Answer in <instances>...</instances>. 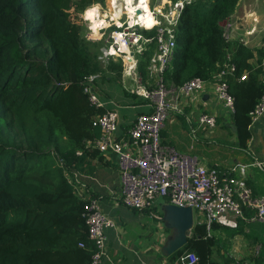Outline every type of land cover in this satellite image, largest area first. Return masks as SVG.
Wrapping results in <instances>:
<instances>
[{
    "label": "trees",
    "instance_id": "16d2710c",
    "mask_svg": "<svg viewBox=\"0 0 264 264\" xmlns=\"http://www.w3.org/2000/svg\"><path fill=\"white\" fill-rule=\"evenodd\" d=\"M240 1L194 0L186 5L163 78L175 86L193 78L208 80L231 50L237 67L228 81L235 99L231 129L238 148L245 150L252 138L249 114L264 93V47L225 43L221 24ZM104 2L0 0V264H90L95 253L82 217L87 203L68 178L90 168L88 160L100 153L87 142L99 138L93 121L106 110L91 104L83 82L97 73L104 80H122V62L111 60L103 68L101 45L84 38L81 15ZM154 50L153 44L139 63L145 81ZM245 73L247 80L239 81ZM244 213L254 215L246 207ZM243 222L238 220L231 238L241 233L251 238ZM205 236V226L195 224L188 243L168 260L174 263L182 254L194 253L198 264H264L263 255L249 263L223 256L220 240ZM257 242L262 249V241L254 238Z\"/></svg>",
    "mask_w": 264,
    "mask_h": 264
},
{
    "label": "built area",
    "instance_id": "2783aa9c",
    "mask_svg": "<svg viewBox=\"0 0 264 264\" xmlns=\"http://www.w3.org/2000/svg\"><path fill=\"white\" fill-rule=\"evenodd\" d=\"M128 1L105 0L88 7L81 15L86 28L84 38L101 45L98 61L103 68L111 60L122 62V77L133 78L137 84L133 93L147 101L151 112L139 115L128 133L121 137L117 135V111L107 110L93 121V126L98 127L101 134L98 139L88 141L87 147L116 156L121 200L132 211L158 210L161 200L176 207L191 208L193 216L194 212L199 216L194 219V225L206 228L205 239L212 237L214 225L225 216L249 223H264V197H255L246 182L249 168L264 171V162L236 165L221 173L217 167L203 164L198 156L181 153L162 142V132L169 118L175 113L184 114L186 108H190L195 98L201 95H211L216 104L232 117L235 99L229 92L228 81L235 76L237 67L231 50H227L224 61L210 79L193 78L182 86L167 85L163 74L175 53L177 27L186 5L194 0H148L144 4L148 5L155 18L152 27H147L141 20V15L146 13L139 7L141 0H132L133 11L128 8ZM230 18L221 24L225 43L232 45L239 42L249 47L246 37L255 34L257 18L253 14L244 19ZM153 30V36L144 34ZM153 44L155 50L149 60V74L145 81L138 67L144 53ZM102 75H91L82 84L84 94L97 108H104L96 87ZM247 76L248 73H245L239 81L247 80ZM249 116L251 126L264 117V93ZM186 119L192 124L193 133L200 126L210 129L217 126L216 112L202 113L198 122H194L189 115ZM78 195L87 203L82 217L89 239L95 245L90 264H102L104 260H109L107 231L115 229L116 223L101 209L96 199L83 197L79 192ZM244 207L254 212L251 218L245 216ZM80 247L84 244L81 243ZM260 248L257 250L260 251ZM198 261L194 253H184L178 257L176 264H198Z\"/></svg>",
    "mask_w": 264,
    "mask_h": 264
},
{
    "label": "crops",
    "instance_id": "0c3cea01",
    "mask_svg": "<svg viewBox=\"0 0 264 264\" xmlns=\"http://www.w3.org/2000/svg\"><path fill=\"white\" fill-rule=\"evenodd\" d=\"M243 1L239 2L235 12H238V7L241 4L245 6ZM240 9L243 19L253 14L257 18V25L260 23V16L256 10L252 11L253 9L248 10L247 8L244 11L243 8ZM263 43L261 42L257 48L262 47ZM100 80L99 97L104 102V109L117 111L119 115L117 135L124 137L137 117L143 113L151 112V109L146 100L133 93V87H126L124 84L126 78L122 79L123 82L122 80L120 82L114 81L110 78ZM214 112L217 114V126L215 128L200 126L196 133L192 132L193 126L187 121V115L194 122H198L197 120L202 113ZM226 115L228 114L216 104L211 95L210 97L205 95L196 97L191 107L186 108L184 114L175 113L169 118L162 132V142L173 146L181 153L196 155L206 166L217 167L223 171L236 165H252L256 161L264 162V117L251 126L252 138L248 142V147L243 150L238 148L237 138L233 130L232 133L223 130V123L231 128V124L225 119ZM88 161L91 165L90 168H86L84 171H73L68 179L74 184L77 193L79 192L83 197L89 199H96L101 209L116 223L115 229L107 231L109 260H104L102 264H176L178 258L172 263L164 254L158 253V249L150 248L152 244H148L144 249L125 244L121 236L124 225L121 224L117 216L120 208H125L131 215L143 214V218L149 217L160 222L155 228L157 232L158 227L163 223L159 215L163 214L161 205L165 204V201H159L161 208L159 207L158 210L139 212L126 208L121 200V180L116 156L99 153ZM104 162H109V165L104 166ZM236 176L238 177V175ZM246 182L255 197H264V171L256 167L249 168ZM238 220L234 217L225 216L216 224L215 231L219 230L224 236L232 230H237ZM243 223V229H246L244 232L251 238H247L244 233L232 238L233 244L236 240L238 246L233 250L236 255H231V258L237 262L243 260L242 262L249 263L250 260L260 255L264 256V223L245 221ZM254 238L262 241L263 245L260 251L257 249L261 247V244L259 242L254 243ZM243 240L248 241V245L251 247L255 245V250L259 253L256 251L254 255L244 253L247 249L245 242L243 246L239 244ZM221 254L223 255L224 252ZM250 256L254 258L250 259ZM214 258L218 259V256L216 255Z\"/></svg>",
    "mask_w": 264,
    "mask_h": 264
},
{
    "label": "rangeland",
    "instance_id": "374dc122",
    "mask_svg": "<svg viewBox=\"0 0 264 264\" xmlns=\"http://www.w3.org/2000/svg\"><path fill=\"white\" fill-rule=\"evenodd\" d=\"M245 6L242 4L240 7H238V12H235L230 20H235V19H242L243 15L240 10V8H243L244 11L249 9H253L252 11H257L259 14V20L260 23L257 25V30L253 36L246 37L247 41L249 42V47L251 48H257L258 45L261 42H264V0H244ZM243 6V7H242ZM244 34V32L242 33ZM28 47H31V45H28ZM41 58H36V60H40ZM104 76L102 75V78ZM101 78V79H102ZM122 79H124L122 77ZM116 81V80H114ZM121 81V80H120ZM118 81V82H120ZM123 82V80H122ZM121 82V84H122ZM101 83V80H98L96 82V87L100 88L99 85ZM126 87L132 88V90L136 89V82L133 80V78L126 77L125 83ZM100 90V89H99ZM100 93V91H99ZM225 119L229 121L231 124V116L226 115ZM223 122V121H221ZM223 130L228 131L232 133V129L229 128L225 123H223ZM163 211V208H162ZM121 224H123L122 228V239L125 244H130V246H134L137 248H146L148 244L150 245V248L153 247L155 249H158V253H164L163 249L168 240L173 236V230L167 229L165 223L163 222L162 225H160L157 229V232L155 231V228L157 225H159V221L153 220L152 218H143V214L136 215V214H128V211L125 208H120L118 214H117ZM163 214L159 215V218H162ZM199 216L196 212H194V219H198ZM163 221V220H162ZM246 231V229H243ZM191 235V232H190ZM213 235L217 237L220 240V248H221V253L224 252V256L230 257L231 255H236V252L233 250L236 249L238 246V243H236V240H234V244L231 241V236L230 233H226L224 236L221 235L219 230L215 231L213 230ZM156 241V243H154ZM245 240L241 241L239 244L244 245ZM233 244V245H232ZM245 247L247 249L244 251V253H250L251 255H254V252L256 251V246L254 245L253 247L248 245V241L245 242ZM214 253V257H215ZM254 258L250 256V259ZM243 261V260H242Z\"/></svg>",
    "mask_w": 264,
    "mask_h": 264
},
{
    "label": "water",
    "instance_id": "95a60500",
    "mask_svg": "<svg viewBox=\"0 0 264 264\" xmlns=\"http://www.w3.org/2000/svg\"><path fill=\"white\" fill-rule=\"evenodd\" d=\"M162 208V220L167 229L173 230V236L163 249V254L169 257L188 243L194 227V216L191 208L176 207L168 203L163 204Z\"/></svg>",
    "mask_w": 264,
    "mask_h": 264
},
{
    "label": "bare ground",
    "instance_id": "6f19581e",
    "mask_svg": "<svg viewBox=\"0 0 264 264\" xmlns=\"http://www.w3.org/2000/svg\"><path fill=\"white\" fill-rule=\"evenodd\" d=\"M147 1L148 0H141V2L139 3V7L143 8L146 12L144 15H141V20L144 24H146L147 27H152L155 24V18L151 15L148 9V5L144 4ZM128 8L133 11L132 0L128 1ZM112 52L114 53V50H112Z\"/></svg>",
    "mask_w": 264,
    "mask_h": 264
}]
</instances>
